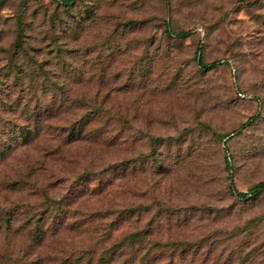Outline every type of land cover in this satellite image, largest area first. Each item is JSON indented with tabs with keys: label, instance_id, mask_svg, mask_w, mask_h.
Here are the masks:
<instances>
[{
	"label": "rangeland",
	"instance_id": "rangeland-1",
	"mask_svg": "<svg viewBox=\"0 0 264 264\" xmlns=\"http://www.w3.org/2000/svg\"><path fill=\"white\" fill-rule=\"evenodd\" d=\"M64 1L0 0V264H264V0Z\"/></svg>",
	"mask_w": 264,
	"mask_h": 264
},
{
	"label": "trees",
	"instance_id": "trees-1",
	"mask_svg": "<svg viewBox=\"0 0 264 264\" xmlns=\"http://www.w3.org/2000/svg\"><path fill=\"white\" fill-rule=\"evenodd\" d=\"M71 4H72V0H65L63 2V5L66 6V7L70 6ZM165 32H166L168 37H170L172 35V34H170L169 31H165ZM179 34H181V33H179ZM19 36H20V30H19L18 37ZM18 37H17V40L15 42V47H20V44H21L20 37L19 38ZM198 64L204 69H209L210 67L214 68L217 65L216 62H213L211 65H205L203 63V61H202L201 56H200V51H199V56H198ZM240 128L241 129L244 128V125H242ZM20 138L22 140H24L25 139V135L21 134ZM21 139H20V141H22ZM14 142H17V140L15 139ZM4 148L6 149L5 151L8 152L9 150H11L12 146H11L10 143H6L4 145ZM154 160H155V158H153V162H154ZM155 168H157V169L161 168V163L160 162L156 163L155 164ZM85 177L86 176H79V178H80L79 181H83V182L86 181ZM228 189H229V192L231 193V195H233L234 197H237V198L242 199V200H247L248 198H255V197L259 196L260 194H262L264 192V182H261V183H258L256 185H254L252 188H250L248 190L247 193H244V194L236 192V190L232 186V183L229 184ZM36 229H39V227H37ZM138 240H140V235L138 233H135V234H129L127 237L124 238L123 242H125V244L127 243L128 245L131 246V245H133L135 243V241H138ZM125 244H123V245H125ZM122 247L123 246L121 245L118 248L117 247H115V248L119 249V248H122ZM103 262L106 263L107 261L103 260L102 263Z\"/></svg>",
	"mask_w": 264,
	"mask_h": 264
}]
</instances>
